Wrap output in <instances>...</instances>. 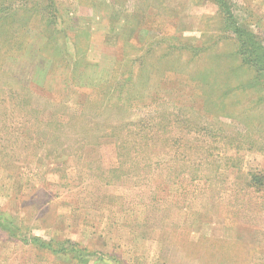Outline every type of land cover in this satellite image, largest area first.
<instances>
[{"label":"rangeland","instance_id":"obj_1","mask_svg":"<svg viewBox=\"0 0 264 264\" xmlns=\"http://www.w3.org/2000/svg\"><path fill=\"white\" fill-rule=\"evenodd\" d=\"M50 2L55 45L37 14L0 43V264H264V80L217 7ZM229 2L263 39L264 0Z\"/></svg>","mask_w":264,"mask_h":264},{"label":"trees","instance_id":"obj_2","mask_svg":"<svg viewBox=\"0 0 264 264\" xmlns=\"http://www.w3.org/2000/svg\"><path fill=\"white\" fill-rule=\"evenodd\" d=\"M6 1L8 0H0V43L4 42L7 43L8 41L13 40L12 45L17 41L15 32L19 30L17 28L19 25H21V29L26 30L27 26L30 24L31 20L36 19L34 17V14H37V17L39 16V26L42 27L38 29V32L45 34V41L43 42L44 48H48L51 43H54V27L56 23V9L54 6V2L46 1L45 4L41 8V12H36L37 5L34 3H31L28 0H24L18 7L12 6L9 4H6ZM198 3L201 2V0H195ZM212 2L217 8V13L219 15V25L220 29L226 31L233 37V41L237 47V52L242 55L241 61L247 66L251 67L253 71L255 72V76H259L264 80V38L262 39L257 32H254L253 30L247 29V26L244 22H239L237 20L232 5L230 4L229 0H209ZM44 10V12H43ZM13 24H16L17 26L13 28ZM246 26V27H245ZM53 28V29H52ZM157 30V28L155 27ZM24 30L21 33V35H24ZM155 34L151 33L149 36H153ZM175 37V34L172 33L169 38ZM154 38V37H152ZM149 44V49H147V52L152 55L151 52L155 51L158 46L160 45V40L157 41H150V39L146 40ZM173 40H167V42L171 43ZM26 44L25 40L22 41V47ZM177 44V43H176ZM55 45V43H54ZM53 45V47H54ZM177 46H173V48H176ZM194 46H191L188 43H184L183 46H180L177 50L178 52L180 49L182 50H192ZM56 48V47H54ZM195 49V48H194ZM207 49V47H206ZM176 51V50H174ZM146 52V51H144ZM147 52L145 54H142L144 57V60L146 58ZM12 54V53H8ZM172 54V51H168L167 48L164 50V52H161L159 55L155 58L156 62L152 63H158V62H164L166 63L167 73H172L174 71H177V68L174 67L175 63L174 60L172 61L168 56ZM193 55H196V53H192ZM163 63V64H164ZM140 67V65H139ZM124 73L127 74L125 76V80H122L120 84V88L118 91H121V88H127L126 93H133L130 97H134L135 91L133 86L137 85V80L134 82L132 81V67L126 68L123 70ZM162 73V71H161ZM165 75H168V74ZM162 77V76H161ZM113 80V79H111ZM110 82V80L108 81ZM243 85V84H241ZM117 86V85H116ZM243 87V86H242ZM115 88V87H114ZM244 88V87H243ZM114 92L117 90H113ZM138 93V92H136ZM111 105H118L116 102H111Z\"/></svg>","mask_w":264,"mask_h":264}]
</instances>
